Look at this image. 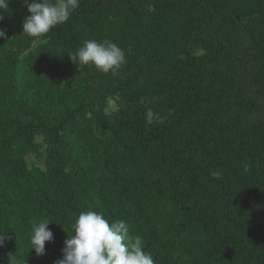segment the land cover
I'll return each mask as SVG.
<instances>
[{"label":"trees","instance_id":"obj_1","mask_svg":"<svg viewBox=\"0 0 264 264\" xmlns=\"http://www.w3.org/2000/svg\"><path fill=\"white\" fill-rule=\"evenodd\" d=\"M0 14V264H54L88 210L155 264H264V0H80L39 39L22 0ZM89 39L125 51L115 76L71 60Z\"/></svg>","mask_w":264,"mask_h":264},{"label":"clouds","instance_id":"obj_2","mask_svg":"<svg viewBox=\"0 0 264 264\" xmlns=\"http://www.w3.org/2000/svg\"><path fill=\"white\" fill-rule=\"evenodd\" d=\"M30 15L23 20L22 35L39 39L44 37L57 25L66 23L72 13L79 7L80 0H22ZM9 0H0V11L8 8ZM4 16L0 14V20ZM5 37L0 30V38ZM79 67L90 66L102 74L115 76L127 63L125 51L115 42L104 39L85 40L75 53L68 54ZM148 124L154 118L160 119L152 108L145 112ZM47 218L31 223L30 245L36 255L45 254L46 242L54 241V234L49 228ZM58 224V223H57ZM65 230V229H64ZM67 232V231H66ZM72 235L64 241L63 256L54 264H155L153 256L144 251V239L133 234L129 224L123 219L109 221L100 212L88 210L74 218ZM9 240L11 236L7 237ZM5 235H0V246L4 244ZM10 257V264L16 261Z\"/></svg>","mask_w":264,"mask_h":264},{"label":"rangeland","instance_id":"obj_3","mask_svg":"<svg viewBox=\"0 0 264 264\" xmlns=\"http://www.w3.org/2000/svg\"><path fill=\"white\" fill-rule=\"evenodd\" d=\"M118 105H117V102H115L114 100H111L110 101V109H115L116 107H117ZM28 162H29V164L30 165H39V166H41V167H44V164H43V162H40L37 158H36V156L35 155H31V156H29L28 157Z\"/></svg>","mask_w":264,"mask_h":264}]
</instances>
